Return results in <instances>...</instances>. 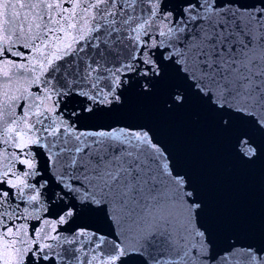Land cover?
<instances>
[{
    "label": "snow or ice",
    "instance_id": "obj_1",
    "mask_svg": "<svg viewBox=\"0 0 264 264\" xmlns=\"http://www.w3.org/2000/svg\"><path fill=\"white\" fill-rule=\"evenodd\" d=\"M142 102L264 165V0H0V264H264Z\"/></svg>",
    "mask_w": 264,
    "mask_h": 264
},
{
    "label": "water",
    "instance_id": "obj_2",
    "mask_svg": "<svg viewBox=\"0 0 264 264\" xmlns=\"http://www.w3.org/2000/svg\"><path fill=\"white\" fill-rule=\"evenodd\" d=\"M138 110L157 116L164 132L176 143L181 163L203 183L217 211L225 215L258 217L264 209V165L246 168L230 155V133L220 132L210 114L193 104L174 116L160 114L156 102Z\"/></svg>",
    "mask_w": 264,
    "mask_h": 264
}]
</instances>
